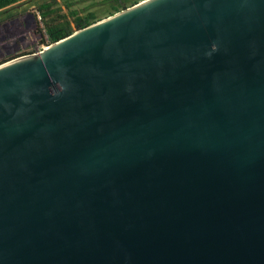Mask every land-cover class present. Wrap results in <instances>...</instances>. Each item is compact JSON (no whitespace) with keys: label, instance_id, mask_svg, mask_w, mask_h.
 <instances>
[{"label":"water","instance_id":"95a60500","mask_svg":"<svg viewBox=\"0 0 264 264\" xmlns=\"http://www.w3.org/2000/svg\"><path fill=\"white\" fill-rule=\"evenodd\" d=\"M0 264H264V0H143L1 64Z\"/></svg>","mask_w":264,"mask_h":264},{"label":"rangeland","instance_id":"374dc122","mask_svg":"<svg viewBox=\"0 0 264 264\" xmlns=\"http://www.w3.org/2000/svg\"><path fill=\"white\" fill-rule=\"evenodd\" d=\"M103 0L82 1L73 0V7L67 8L63 0H56L52 8L59 10L51 14L50 19H44L38 12L43 3L53 0H32L28 3L10 6V12L0 13V65L11 60L41 52L47 43V24H58L67 21L72 29L76 30L75 20L71 10L84 14L89 10L99 11L98 5ZM14 8V9H11ZM3 11V10H2ZM101 20L106 18L105 13H99ZM74 32V33H75Z\"/></svg>","mask_w":264,"mask_h":264},{"label":"trees","instance_id":"16d2710c","mask_svg":"<svg viewBox=\"0 0 264 264\" xmlns=\"http://www.w3.org/2000/svg\"><path fill=\"white\" fill-rule=\"evenodd\" d=\"M32 0H0V13L6 14L10 12L8 9L10 6L16 5L18 3H28ZM66 3L67 8L71 9L73 7V0H63ZM88 1V0H80ZM143 0H103L99 5V11L89 10L84 14H80L77 10H71L72 15L75 16V25L76 30H81L87 28L88 26L101 21L99 13H105L106 18L121 12L127 8H130ZM56 4V0H53L51 3H43L38 7V12L43 16L44 19H50L51 14L59 11L52 8V5ZM14 9V8H11ZM3 10V11H2ZM47 43L53 44L66 37L72 35L75 31L70 26V23L67 21L60 22L58 24H47L46 26Z\"/></svg>","mask_w":264,"mask_h":264},{"label":"built area","instance_id":"2783aa9c","mask_svg":"<svg viewBox=\"0 0 264 264\" xmlns=\"http://www.w3.org/2000/svg\"><path fill=\"white\" fill-rule=\"evenodd\" d=\"M45 48H46V47H45ZM45 48H44V49H45ZM44 49H43V50H44Z\"/></svg>","mask_w":264,"mask_h":264}]
</instances>
